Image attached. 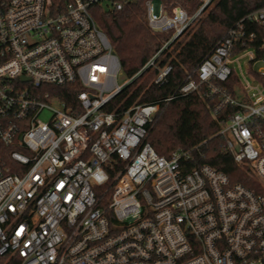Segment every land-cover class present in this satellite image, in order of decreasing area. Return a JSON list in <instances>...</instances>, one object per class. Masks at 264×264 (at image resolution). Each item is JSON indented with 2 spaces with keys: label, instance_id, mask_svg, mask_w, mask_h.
Here are the masks:
<instances>
[{
  "label": "built area",
  "instance_id": "obj_1",
  "mask_svg": "<svg viewBox=\"0 0 264 264\" xmlns=\"http://www.w3.org/2000/svg\"><path fill=\"white\" fill-rule=\"evenodd\" d=\"M198 1L191 14L146 0L147 26L169 39L120 84L122 63L90 8L121 11L134 0H69L60 14L52 0H0L2 264H264V37L253 28L264 33V6L227 31L194 71L198 81L162 101L206 86L218 100L213 117L234 110L218 134L260 193L190 167L188 151L159 155L146 139L160 104L108 111L147 73L169 82L172 66L158 60L219 2ZM73 85L76 107L47 90Z\"/></svg>",
  "mask_w": 264,
  "mask_h": 264
},
{
  "label": "trees",
  "instance_id": "obj_2",
  "mask_svg": "<svg viewBox=\"0 0 264 264\" xmlns=\"http://www.w3.org/2000/svg\"><path fill=\"white\" fill-rule=\"evenodd\" d=\"M68 1L52 0V9L60 14L66 11ZM161 1L168 7L180 6L191 14L199 6L198 0ZM145 2L134 0L121 11L115 12H106L102 6L90 8L97 24L110 39L122 63L123 73L128 78L134 76L169 39V35L154 33L147 26ZM263 6V0H219L192 34L186 35L175 44L173 50H167L158 60L161 67L171 64L169 82L159 87L154 84L155 73H147L127 86L113 100L108 111L118 109L119 113L138 104H160L161 113L147 127L149 133L146 139L159 155L167 157L175 150L188 151L192 156L190 167L211 166L227 175L233 184H242L260 193L253 169L248 164L238 165L232 155L225 151V142L218 134L221 121L234 110H228L220 118L213 117L212 111L218 100L205 97L206 86L202 87L200 93L178 97L168 104L162 101L174 95L187 83L188 77L198 81L194 71L209 57L227 31L246 15ZM253 28L261 38L264 37L259 27ZM242 50L236 48L234 54ZM258 56L264 57V51L259 52ZM236 84L238 79L233 74L226 87L233 92ZM47 90L72 107L77 106V95L81 91L78 85L47 87Z\"/></svg>",
  "mask_w": 264,
  "mask_h": 264
},
{
  "label": "rangeland",
  "instance_id": "obj_3",
  "mask_svg": "<svg viewBox=\"0 0 264 264\" xmlns=\"http://www.w3.org/2000/svg\"><path fill=\"white\" fill-rule=\"evenodd\" d=\"M197 29V28H196ZM195 29V30H196ZM194 31H191L190 33L192 34ZM175 47V46H174ZM174 49V48H173ZM173 49H171V50H173ZM245 57V56H244ZM258 67H260V65L258 66ZM119 82H120V84H124L125 82H126V80H127V77H126V75L124 74V73H122L121 75H120V77H119Z\"/></svg>",
  "mask_w": 264,
  "mask_h": 264
}]
</instances>
